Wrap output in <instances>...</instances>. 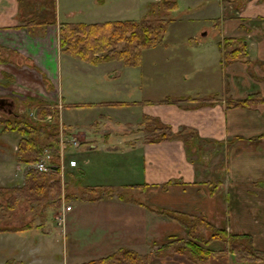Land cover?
<instances>
[{
  "label": "crops",
  "instance_id": "0c3cea01",
  "mask_svg": "<svg viewBox=\"0 0 264 264\" xmlns=\"http://www.w3.org/2000/svg\"><path fill=\"white\" fill-rule=\"evenodd\" d=\"M175 1L177 10L180 6L178 0ZM187 1L189 5L206 1L205 9L209 12L207 19L215 22L212 25L217 34L215 42L204 43L202 36L198 39L191 34L188 35L185 44L193 47L195 59L200 64L210 58V63L220 66L217 85L206 86L208 89L203 92L204 97L199 96L198 91L193 95L180 96L191 97L190 101L183 104L163 103V99L157 103L137 104V113L127 118V128L129 126L127 131L115 129L103 133L106 141L101 148L94 139H86L84 133L80 134L70 124L61 122L66 126V130L72 133L68 134L69 137L65 140L68 142L66 147L73 146L74 144L70 142L76 140L78 144L79 142L82 144L73 147L82 148L77 152L82 155L83 166L78 167L77 160L72 158L71 165L74 161L75 166H70L69 162L67 167L80 172L78 184L76 183L73 188L105 186L98 181L85 180L88 179V166L91 165L94 156H105L107 160H111L120 150L121 156H124L122 159L127 161L125 167L120 166L121 171L127 169L123 171L129 170L134 175L140 173L142 182L118 185L131 187L145 184L141 189L159 190L157 205L161 208L195 216L201 215L213 227L226 229L231 234H244L252 238L263 237L264 103L253 104L250 107H228L226 101L243 99L253 94H259L264 99V0ZM42 3L46 6L54 5L56 23L39 26L31 33L19 16L23 7H33V0H0V45L9 48L17 56L31 58L36 66L46 73L52 84L49 83V86L55 90L58 84V54L57 48L48 47V43H52V38L56 34L54 27L58 30L64 23L137 21L145 16L151 2L42 0ZM226 39L232 41L227 42ZM240 42L245 45L249 62H223V51L240 46ZM0 66L2 73L7 72L18 82L29 84V88L35 84L39 86L35 77L24 74L10 63ZM257 68L262 71L261 74L255 72ZM50 87L47 88L51 89ZM45 88L44 91L50 92ZM29 92L30 95L36 93L33 88L29 89ZM66 93L59 98L64 105L61 113L66 107L79 109L95 105L90 101L68 102L70 93ZM138 113L140 115H136ZM144 115L159 118L173 130L182 126L193 129L195 137L204 142L207 150L211 152L210 161L212 162L215 157L221 158L220 170H217L218 167L210 166V169L203 173L192 160H188L181 140L144 142L141 128V117ZM77 136H81L82 143ZM112 139H116L117 144H109ZM196 146L200 147L198 144ZM11 148L15 150L14 157L8 153L0 159V191L5 192L1 197L2 204L8 200L10 189L23 185L24 175L30 167L18 162L17 144ZM214 148L221 149L220 153L216 151L213 154ZM65 150L63 147L64 153ZM194 152L190 147L189 155ZM107 155L109 156L106 157ZM215 169L219 177L213 181ZM200 174H205V184L197 183L201 178ZM209 182L216 184L211 192ZM151 203L134 202L123 197L120 199L117 194L111 198L104 197L94 201L62 200L59 208L48 213L39 224L31 220L11 224L8 213L10 210L5 209L6 212L1 214L0 253L3 255L2 253L8 252V255L12 256L10 263L2 262L3 257L0 264H85L113 254L119 248L148 255L160 247L161 240L165 242V238L171 234L183 238V234L186 235L185 229L177 222L148 210L145 206ZM18 204L16 206H19ZM66 207L69 209L66 210ZM61 215L63 222L59 223ZM30 223H33L31 228L22 229ZM45 226H48V229ZM57 243H61L62 246V251L58 254L54 253V250H59ZM151 245L156 248H151ZM23 250L28 256L21 260L20 253ZM55 256L58 258L56 261ZM171 259L157 260L154 264H179Z\"/></svg>",
  "mask_w": 264,
  "mask_h": 264
},
{
  "label": "rangeland",
  "instance_id": "374dc122",
  "mask_svg": "<svg viewBox=\"0 0 264 264\" xmlns=\"http://www.w3.org/2000/svg\"><path fill=\"white\" fill-rule=\"evenodd\" d=\"M113 1H115V3L122 2V0ZM149 1L151 3H157L161 0ZM205 2L206 1H201L195 5H189L187 0H178V4L180 6L179 9L168 12L167 14L158 10L157 7L152 6L151 11L153 13L149 16L150 21L155 24L156 21L159 22V20H165V30L160 44L152 48L145 49L142 52L141 63L138 66L125 65L118 59L102 60L92 64L69 55H64L61 53L58 43V33L60 27L58 30L57 27H54L53 29L56 31V34L54 35V38H52V43H48V47H52L53 49L54 46L57 48L58 54V84H56L55 90L49 86V83L51 84V82L46 76V73L39 69L31 58L17 56L12 53V50H9L4 55L9 61L7 63L0 64L10 63L15 68L24 72V74H30L35 77V80L37 79L39 86L35 84L34 87L31 86L29 88V84L18 82L17 79L7 72L2 73V67L0 66V98H5L13 102V112L20 113L19 111L24 112L26 109L28 114L31 112L30 116L32 118H35L33 115L36 101L39 100L41 102L48 103L50 104V107L58 111V123L60 126L59 142L63 140V143L65 144L64 140L69 137L68 134H72L67 130H63L66 129V126H64L65 123L70 124L72 128L78 130L80 134L84 133L86 139H94L97 141L96 144L99 148H101L106 141L103 133H109L111 130L115 129H121V131L122 129H125V131H127L126 129L129 128V126L127 128V118H130V115L133 116L137 113V104L141 105L142 102H146L147 104L149 102L157 103L158 100L162 101V99L167 97H171L176 101L178 97L193 95L196 94V91H198L199 96L204 97L203 92L208 89L206 86L213 87L215 84L217 85L220 66L213 62L210 63V58L206 59L205 62L200 61L203 62L200 64L199 61H196L195 59L196 54L193 47L185 44L188 35L191 34L196 36L198 39H201L202 36L204 41H201L204 43L215 42L217 38L216 30L212 28V25L215 22L207 19L209 12L205 9ZM46 25L48 26V24ZM43 29H45V27H43ZM38 34H40V32ZM206 46L209 47L208 44H206ZM208 49L210 50V48ZM209 56L211 57V54H209ZM255 72L258 74L262 73L259 68H257ZM3 74L9 75L10 78H5ZM206 83L209 85H206ZM44 87H46L45 90H50V92L44 91ZM47 87H50L51 89H48ZM32 88L36 91V93L34 92L33 95H30L29 89ZM36 88L41 91L39 92ZM65 92H67L66 94L70 93V96H68L70 99H67L68 102L90 101V103H94L95 105L93 107H80L78 109L75 104L74 107L76 108L72 109L71 107H66L61 113V109L64 108V105L61 103V99L59 101V98L62 97ZM103 102L112 103L103 104ZM185 102L186 101H179L175 104H183ZM26 106L29 107L27 108ZM1 115L7 117V115L2 112H0V116ZM136 115L140 114L138 113ZM61 122L64 123L62 124ZM170 129L173 133L182 131L185 132V134H188L190 133L189 131H193V129L191 130L188 126L178 127L177 130H173L171 127ZM194 138L195 140H192ZM77 139L81 141V136H77ZM192 139L189 144L195 152L192 153L191 156L186 155L188 160H192V163L195 164V166H198L203 173H205L206 170L208 171L210 166L212 168L218 167L217 170H220L219 165L221 163V158L215 157L211 162V152L207 150L205 143L199 141L196 137H193ZM18 140L19 136L15 132L0 134V159L1 156L8 153L12 158L14 157L15 150H13L11 146L13 147V145L17 144ZM115 140L116 139H112L109 141V144H117L115 143ZM76 144V147L82 145L80 142L79 144L76 142ZM196 144L200 145V147L197 148ZM73 146L65 147V153L62 148L64 146H60L59 158L56 161V164H48L52 165L59 171L58 173L63 185L66 187L67 193L70 194L71 192L76 193L78 189H81L80 187H77L78 189L73 188L80 179V172H76V169L67 168L69 166L70 159H76L78 167L83 166V160L81 158L82 155L77 152L82 148L80 147L78 149ZM216 151L220 153L221 149L214 148L213 154ZM108 156L109 155L106 157ZM94 157L95 158L91 161L94 163H91V165L88 166V179L86 178L85 180H91L92 182L98 181L100 182L99 184H104L105 186L101 187L105 189L103 190L105 193H109L108 190H110L114 195H121V197L126 200H132L134 202H152V205L150 204V206L161 208V206L157 205V201L159 200V190L156 188L148 191L141 188L134 189L127 187V185H118L119 183L135 184L142 182V176L140 173L134 175L133 173H130L129 170V172L123 171L127 169H123L121 171L120 166L125 167L127 161L122 159L124 156H121L120 150L117 151L111 160H107L105 156ZM35 164H33V167ZM70 166H75V162L73 161L72 165L70 162ZM83 168H85V166ZM215 170V174L212 179L213 181L219 177V174H216L218 173L217 170ZM61 173L63 175H61ZM200 177L201 178L197 180V183L205 184V174H200ZM208 184L211 186V192L212 187L215 188L216 184L214 182H209ZM18 205L19 206H16L8 212L11 218V224H21L29 220L37 224L40 223L41 220H39L38 215H34L27 204L24 205L21 202ZM1 218L2 217L0 215V224H2ZM45 228L48 229V226H45ZM198 229L203 232L202 236L205 238H202L206 239L208 231H206L203 226H198ZM182 239L186 240L187 235L183 234ZM252 239L254 249L264 252V236ZM162 242L164 243V241L161 240L160 243L163 244ZM56 246L59 250H54V253H61V243H57ZM200 246L202 249L211 253H222L224 248V244L217 240L212 241L207 245L200 242ZM151 248L155 249L156 247H152L151 245ZM23 251L20 253L21 260H24L25 257L28 256L27 252ZM2 254L3 255L0 253V260L4 257V261L2 262L10 263L12 255H8V252H4ZM160 257H163V260L172 258V261L174 260L179 264H194L180 255ZM57 259L58 258L55 256L54 261ZM151 259L153 260V258ZM71 262H73V260H71ZM155 262H157V260L150 261L149 264H154ZM211 264L248 263L235 260L234 256L228 255L225 258L218 257L212 260ZM262 264H264V262Z\"/></svg>",
  "mask_w": 264,
  "mask_h": 264
},
{
  "label": "trees",
  "instance_id": "16d2710c",
  "mask_svg": "<svg viewBox=\"0 0 264 264\" xmlns=\"http://www.w3.org/2000/svg\"><path fill=\"white\" fill-rule=\"evenodd\" d=\"M32 5L33 7H23L19 16L29 32L33 33L35 28L42 25L55 24L53 4L46 6L42 0H33ZM152 6L167 14L177 8V3L175 0L150 3L145 16L137 21L124 20L89 24L64 23L58 33L59 49L65 55L92 64L102 60L118 59L125 65L138 66L141 63L142 52L160 44L165 30V20L156 21L155 24L150 21L149 16L153 13L151 11ZM226 41L232 40L226 39ZM239 44L240 46L223 51V62H249L245 45L242 42ZM8 51L9 49L0 46V63L9 61L4 56ZM3 75L7 79L10 78L7 74ZM190 100L191 97H178L176 101L167 97L162 102L175 104L179 101ZM258 103H264V99L259 94H253L239 100L229 99L226 101V106L250 107ZM30 114L31 112L28 114L25 109L24 112L0 118V134L15 132L19 136L16 149L18 162L30 166L24 175L23 185L10 189V196L5 204L1 202V197L5 192L0 191V215L6 212L5 209L11 210L19 202H24L33 214L38 215L42 221L48 213L59 208L62 200L66 202L74 200L94 201L99 198L115 196L112 191L108 190L109 193H105L104 188L97 186L85 187L70 194L67 193L58 170L47 173L37 171L33 164L41 161L45 152L50 155L49 164H56L60 149V126L58 111L50 107L48 103L36 101L33 115L35 118H32ZM47 117L50 119L48 120ZM141 128L144 133V142L158 143L164 140L178 139L182 141L187 156H190L191 146L189 143L196 136L193 131H189L188 134L182 131L173 133L170 127L162 123L159 118L147 115L142 117ZM142 186L145 184L133 185L131 188H141ZM117 197L122 199L121 195H117ZM145 207L153 213L181 225L186 231L187 239L183 240L177 235L171 234L151 254L140 255L133 250L119 248L113 254L85 264H149L153 260H163L164 258L160 256L170 257L174 255H180L194 264H211L212 260L218 257L225 258L228 255L234 256L235 260L248 264H262L264 262V252L254 249L253 239L249 235L230 234L225 229H217L203 216L180 213L150 205ZM32 224L30 223L22 229L31 228ZM198 226H203L208 231L206 239H203L205 237L202 236L203 232L199 231ZM215 240L224 244L222 253H211L200 246V242L207 245Z\"/></svg>",
  "mask_w": 264,
  "mask_h": 264
},
{
  "label": "built area",
  "instance_id": "2783aa9c",
  "mask_svg": "<svg viewBox=\"0 0 264 264\" xmlns=\"http://www.w3.org/2000/svg\"><path fill=\"white\" fill-rule=\"evenodd\" d=\"M49 119H50V117H48V120ZM64 142H65V144L63 143V140L60 141V146L61 147H62V145L64 147H66V144L67 143H66L65 140H64ZM71 144L76 145V142L71 141ZM49 158H50V155L48 153H45L44 154V158L41 161H39L37 164H35L34 168L37 171L41 172V173L56 172V170H57L56 168H54L52 165H48L49 164V162H48L49 161ZM61 175H63V174L61 173ZM65 209L68 210L69 207H66ZM59 220H60L59 223H62L63 222V216L62 215L60 216Z\"/></svg>",
  "mask_w": 264,
  "mask_h": 264
},
{
  "label": "flooded vegetation",
  "instance_id": "af4514ba",
  "mask_svg": "<svg viewBox=\"0 0 264 264\" xmlns=\"http://www.w3.org/2000/svg\"><path fill=\"white\" fill-rule=\"evenodd\" d=\"M13 107H14L13 102L5 99L4 103L0 104V112L6 114L7 116H10L15 113L13 112ZM19 112L21 113V111ZM0 118H5V116L1 115Z\"/></svg>",
  "mask_w": 264,
  "mask_h": 264
},
{
  "label": "water",
  "instance_id": "95a60500",
  "mask_svg": "<svg viewBox=\"0 0 264 264\" xmlns=\"http://www.w3.org/2000/svg\"><path fill=\"white\" fill-rule=\"evenodd\" d=\"M5 101V98H0V104H3Z\"/></svg>",
  "mask_w": 264,
  "mask_h": 264
}]
</instances>
